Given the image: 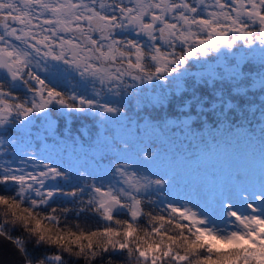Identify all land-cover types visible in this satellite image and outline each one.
Masks as SVG:
<instances>
[{"label": "snow or ice", "instance_id": "obj_1", "mask_svg": "<svg viewBox=\"0 0 264 264\" xmlns=\"http://www.w3.org/2000/svg\"><path fill=\"white\" fill-rule=\"evenodd\" d=\"M209 126L201 160L264 144V0H0V237L24 264H264V177L182 183L145 143Z\"/></svg>", "mask_w": 264, "mask_h": 264}, {"label": "trees", "instance_id": "obj_2", "mask_svg": "<svg viewBox=\"0 0 264 264\" xmlns=\"http://www.w3.org/2000/svg\"><path fill=\"white\" fill-rule=\"evenodd\" d=\"M229 59H232V57H229ZM251 60V64L253 66H258V60L249 57ZM213 65L217 64V60L213 59ZM211 62V61H210ZM215 63V64H214ZM194 73L200 71L199 65L196 66V69L193 70ZM133 105H135V100H133ZM129 115H134L135 112L130 111ZM134 121L136 119L133 118ZM142 123V122H141ZM81 125H84L85 127L83 128V131L85 135H89V131L91 130V136L94 139L95 136V129L92 127V122L90 120L84 119V120H78L75 122V124L72 125L73 128V134H76V128L81 127ZM133 130L131 131L132 134L135 133V128H136V123L132 124ZM115 128V127H114ZM103 129L101 128V132ZM113 133L114 129H113ZM216 136V140H212L211 135ZM165 132L161 135L159 140L163 138ZM180 133L174 134L171 137L166 139V143L164 146H160V143H157L156 138H152L151 134H148V137L145 138V143L148 142V139H153L155 142L151 144V147L153 150H162L163 153L169 157V158H174L175 162L177 165H180L181 167H186L191 170L193 169H199L203 163H207L208 161L212 160H201L198 159V155L203 151H211V146L216 144L217 141H222L228 134L226 130L223 133H216L214 132L210 126L206 127L204 129H199V128H194L191 133L185 132V134L182 136L181 139H179ZM91 143V139L88 141ZM119 146V145H117ZM240 152L242 156H246V153L249 155H256V160L260 161V164L262 162V159H260V155L264 156V144L261 143L259 139V134L257 133L256 136L252 139H241L239 141H233V152ZM204 163V164H205ZM264 163V162H263ZM262 164L260 166L258 165H253L250 168L252 169L253 172H256V178L260 175L259 170H261ZM164 171V169H161ZM180 174V173H177ZM181 175V174H180ZM185 177L182 176V180ZM14 237L20 236L22 239H25L26 241L29 239L26 233H21V232H15L12 233ZM28 248L29 250L33 249V245L31 243H28ZM54 250H49V254ZM40 250H35L34 255H39Z\"/></svg>", "mask_w": 264, "mask_h": 264}, {"label": "rangeland", "instance_id": "obj_3", "mask_svg": "<svg viewBox=\"0 0 264 264\" xmlns=\"http://www.w3.org/2000/svg\"><path fill=\"white\" fill-rule=\"evenodd\" d=\"M259 56V54H257ZM223 61H217V63H222ZM213 63V61H211ZM215 64V63H214ZM132 112H135L133 110ZM133 118H135L134 115H130ZM133 130V126H131V130ZM158 131V130H157ZM114 132H120L122 133V129H117L114 128ZM180 133L179 139L182 138V136L185 134V132H181L179 129H177L175 132L171 130L165 131V134L161 141L159 137H156L152 132H149V134L152 135V138H156L157 143H160V146H164L166 143V139L171 137L174 134ZM159 151L162 154L163 159H170L167 157L162 150ZM246 156H242L241 153L238 151L232 152V154L228 157H221L219 159H212L208 161L207 163H203V165L199 169H189L186 167H181L180 165H177L176 171L178 174V178L181 180L182 183H187V184H201V185H208L209 188H211V181H217V182H229L235 179V176L237 174L243 176L246 180L258 184L261 180L262 177H264V156L260 155V159H262V166L261 170H259L260 175L256 178L257 173L253 172L252 169L250 168L253 165H258L260 166V161L256 160V155H249L246 153ZM182 176L185 177L182 180Z\"/></svg>", "mask_w": 264, "mask_h": 264}, {"label": "water", "instance_id": "obj_4", "mask_svg": "<svg viewBox=\"0 0 264 264\" xmlns=\"http://www.w3.org/2000/svg\"><path fill=\"white\" fill-rule=\"evenodd\" d=\"M24 255L12 241L0 237V264H24Z\"/></svg>", "mask_w": 264, "mask_h": 264}]
</instances>
